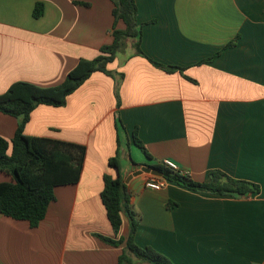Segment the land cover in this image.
<instances>
[{
	"label": "crops",
	"instance_id": "0c3cea01",
	"mask_svg": "<svg viewBox=\"0 0 264 264\" xmlns=\"http://www.w3.org/2000/svg\"><path fill=\"white\" fill-rule=\"evenodd\" d=\"M37 3L45 6L40 19ZM136 4L145 56L130 45L109 64L111 75L96 72L65 106L32 113L27 136L84 145L85 165L77 184L56 188L37 228L0 213V264H119L125 245L99 236L126 240L130 221L124 215L116 235L101 195L105 176L118 177L109 161L125 146L128 180L120 173L140 219L138 246L175 264H264V0ZM113 9L111 0H0V94L17 82L59 86L81 59L100 56L113 41ZM17 129L0 112V135L11 141ZM136 129L150 158L134 144ZM168 159L196 182L222 172L260 192L218 195L135 175ZM150 177L165 187L146 188ZM11 181L0 173V183Z\"/></svg>",
	"mask_w": 264,
	"mask_h": 264
},
{
	"label": "trees",
	"instance_id": "16d2710c",
	"mask_svg": "<svg viewBox=\"0 0 264 264\" xmlns=\"http://www.w3.org/2000/svg\"><path fill=\"white\" fill-rule=\"evenodd\" d=\"M111 1L114 4L113 41L101 49L100 56L93 60L81 59L69 72L65 82L59 86L41 87L27 82H17L5 93L0 94V112L18 120V129L11 141L0 135V173L12 178L11 182L0 183V213L15 220L28 221L32 228H37L45 219L50 205L56 199V188L74 185L80 181L87 155L86 146L81 144L27 136L25 128L32 113L41 105L65 106L68 97L96 72L111 75L108 70L109 64L130 45L136 54L145 56L141 49L143 25L138 22L136 0ZM44 12V4L37 3L33 17L40 19ZM119 22L124 24V29L118 28ZM234 45L235 42H231L226 48ZM219 54L203 60L200 64L213 62ZM151 62L169 73L185 72L184 68ZM118 123L125 130L120 119ZM133 141L147 157H151L140 140L137 129L133 133ZM119 156L120 148L117 155L109 161L110 167L118 171V177L105 176V188L101 197L116 235L120 233L124 215L130 221V233L126 240L99 237L112 245H125L119 264H175L154 248H142L136 244L135 236L140 219L131 207V194L120 173ZM150 168L162 172L163 178L167 181L193 191L234 196L260 192V186L233 179L222 172H214L211 182L200 183L162 164Z\"/></svg>",
	"mask_w": 264,
	"mask_h": 264
},
{
	"label": "built area",
	"instance_id": "2783aa9c",
	"mask_svg": "<svg viewBox=\"0 0 264 264\" xmlns=\"http://www.w3.org/2000/svg\"><path fill=\"white\" fill-rule=\"evenodd\" d=\"M163 166L166 168L174 171L179 172V166L176 162L172 160H164L162 163ZM166 185V181L164 179H159L157 177H150L149 180H147L145 187L152 190H162Z\"/></svg>",
	"mask_w": 264,
	"mask_h": 264
},
{
	"label": "rangeland",
	"instance_id": "374dc122",
	"mask_svg": "<svg viewBox=\"0 0 264 264\" xmlns=\"http://www.w3.org/2000/svg\"><path fill=\"white\" fill-rule=\"evenodd\" d=\"M124 148H125V150H124L125 152L123 151L120 154L119 160H120L121 172L123 174H125L124 179L126 181L129 178V175H126V172L128 173L129 170L131 169L133 159L130 158V156H129L128 148L126 146Z\"/></svg>",
	"mask_w": 264,
	"mask_h": 264
},
{
	"label": "water",
	"instance_id": "95a60500",
	"mask_svg": "<svg viewBox=\"0 0 264 264\" xmlns=\"http://www.w3.org/2000/svg\"><path fill=\"white\" fill-rule=\"evenodd\" d=\"M142 172L152 173V174H154V175H156L158 177H163L164 176L162 172H159V171H156V170H152L148 166H143L140 171L135 173V175H140V174H142Z\"/></svg>",
	"mask_w": 264,
	"mask_h": 264
}]
</instances>
